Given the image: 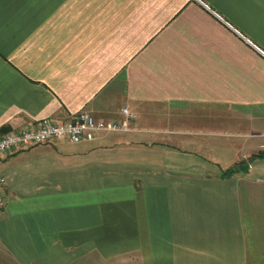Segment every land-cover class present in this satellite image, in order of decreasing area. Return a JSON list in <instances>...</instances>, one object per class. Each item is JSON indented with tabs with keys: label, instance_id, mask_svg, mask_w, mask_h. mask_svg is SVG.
Returning <instances> with one entry per match:
<instances>
[{
	"label": "crops",
	"instance_id": "0c3cea01",
	"mask_svg": "<svg viewBox=\"0 0 264 264\" xmlns=\"http://www.w3.org/2000/svg\"><path fill=\"white\" fill-rule=\"evenodd\" d=\"M124 107L0 154V264H264V0H0V137Z\"/></svg>",
	"mask_w": 264,
	"mask_h": 264
},
{
	"label": "built area",
	"instance_id": "2783aa9c",
	"mask_svg": "<svg viewBox=\"0 0 264 264\" xmlns=\"http://www.w3.org/2000/svg\"><path fill=\"white\" fill-rule=\"evenodd\" d=\"M124 119L119 122H105L95 119L91 114L80 111L70 121L63 123H51L48 119L42 121L33 128H25L15 132H9L0 137V154L14 147H26L44 143L54 138L63 137L70 142L78 143L90 141L99 132L127 131V120L134 114L126 107L122 109ZM4 180L0 177V182ZM2 197L0 195V205Z\"/></svg>",
	"mask_w": 264,
	"mask_h": 264
},
{
	"label": "rangeland",
	"instance_id": "374dc122",
	"mask_svg": "<svg viewBox=\"0 0 264 264\" xmlns=\"http://www.w3.org/2000/svg\"><path fill=\"white\" fill-rule=\"evenodd\" d=\"M170 139L171 138H168V140H170ZM210 139H214V140H210ZM234 139H236V138H218V137L211 138V137H206V140L212 141L211 143H212V145L214 144V146H219V145H222V144H225V143H226V146H229V145H227V143L230 142V141H233ZM252 139L253 138H249V139H247V141H253Z\"/></svg>",
	"mask_w": 264,
	"mask_h": 264
},
{
	"label": "trees",
	"instance_id": "16d2710c",
	"mask_svg": "<svg viewBox=\"0 0 264 264\" xmlns=\"http://www.w3.org/2000/svg\"><path fill=\"white\" fill-rule=\"evenodd\" d=\"M260 156V155H259Z\"/></svg>",
	"mask_w": 264,
	"mask_h": 264
}]
</instances>
